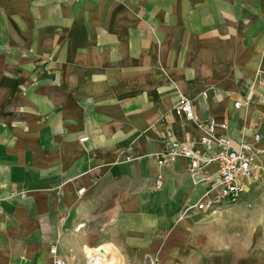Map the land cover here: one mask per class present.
<instances>
[{
  "label": "crops",
  "instance_id": "0c3cea01",
  "mask_svg": "<svg viewBox=\"0 0 264 264\" xmlns=\"http://www.w3.org/2000/svg\"><path fill=\"white\" fill-rule=\"evenodd\" d=\"M182 96L264 167V0H0V264H264V178L180 216L215 170L152 158Z\"/></svg>",
  "mask_w": 264,
  "mask_h": 264
},
{
  "label": "built area",
  "instance_id": "2783aa9c",
  "mask_svg": "<svg viewBox=\"0 0 264 264\" xmlns=\"http://www.w3.org/2000/svg\"><path fill=\"white\" fill-rule=\"evenodd\" d=\"M204 96V93L201 94ZM250 95L243 97L241 102L233 103L234 108L247 107L251 100ZM177 117L192 121L200 129L201 134L196 140L176 141L169 140L163 150L153 155L156 165L161 166L168 159L182 158L187 162V171L194 173L205 167H214V176L208 181V188L202 197L193 205H186L181 210L183 216L194 210L198 212L213 213L223 203L234 204L244 192V182L258 181L264 178V167L259 162V151L253 146L259 140V135H252V143L246 141L232 142L224 135L226 126L211 121L200 122L195 115L190 100L180 97L177 105L172 109ZM86 138L78 141L83 142ZM125 161H131L129 154L124 155ZM154 189L160 187V179L153 180ZM83 189L77 191L80 195ZM52 257V264H65L56 257V249L52 245L48 249ZM99 255L87 257V264H101Z\"/></svg>",
  "mask_w": 264,
  "mask_h": 264
},
{
  "label": "rangeland",
  "instance_id": "374dc122",
  "mask_svg": "<svg viewBox=\"0 0 264 264\" xmlns=\"http://www.w3.org/2000/svg\"><path fill=\"white\" fill-rule=\"evenodd\" d=\"M261 183H262V182H261ZM258 184H259V183H257L256 185H258ZM239 199H240V198H239ZM241 199L243 200V198H241ZM243 202H244V201H243ZM220 206H221V205H220ZM228 206L231 207V206H233V204H228ZM249 207H250V206H248V204H247V205H246V209H247V210H250ZM215 210H216V209H215ZM215 210H214V211H215Z\"/></svg>",
  "mask_w": 264,
  "mask_h": 264
}]
</instances>
